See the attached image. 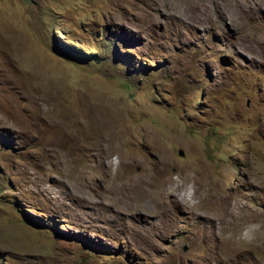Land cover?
<instances>
[{
    "label": "rangeland",
    "instance_id": "obj_1",
    "mask_svg": "<svg viewBox=\"0 0 264 264\" xmlns=\"http://www.w3.org/2000/svg\"><path fill=\"white\" fill-rule=\"evenodd\" d=\"M0 264H264V0H0Z\"/></svg>",
    "mask_w": 264,
    "mask_h": 264
},
{
    "label": "trees",
    "instance_id": "obj_2",
    "mask_svg": "<svg viewBox=\"0 0 264 264\" xmlns=\"http://www.w3.org/2000/svg\"><path fill=\"white\" fill-rule=\"evenodd\" d=\"M57 50L63 56H66V57L76 56V58H81V56H79V54L75 50H73L70 46H65V45L60 44L58 45Z\"/></svg>",
    "mask_w": 264,
    "mask_h": 264
},
{
    "label": "water",
    "instance_id": "obj_3",
    "mask_svg": "<svg viewBox=\"0 0 264 264\" xmlns=\"http://www.w3.org/2000/svg\"><path fill=\"white\" fill-rule=\"evenodd\" d=\"M181 154H182V152H181Z\"/></svg>",
    "mask_w": 264,
    "mask_h": 264
},
{
    "label": "bare ground",
    "instance_id": "obj_4",
    "mask_svg": "<svg viewBox=\"0 0 264 264\" xmlns=\"http://www.w3.org/2000/svg\"><path fill=\"white\" fill-rule=\"evenodd\" d=\"M192 183V182H191Z\"/></svg>",
    "mask_w": 264,
    "mask_h": 264
}]
</instances>
